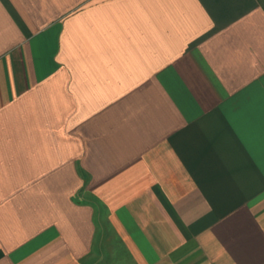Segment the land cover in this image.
I'll list each match as a JSON object with an SVG mask.
<instances>
[{"label":"crops","instance_id":"1","mask_svg":"<svg viewBox=\"0 0 264 264\" xmlns=\"http://www.w3.org/2000/svg\"><path fill=\"white\" fill-rule=\"evenodd\" d=\"M0 264H264V0H0Z\"/></svg>","mask_w":264,"mask_h":264}]
</instances>
